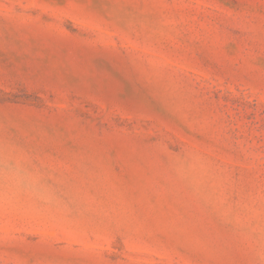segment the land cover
Listing matches in <instances>:
<instances>
[{
	"label": "rangeland",
	"instance_id": "rangeland-1",
	"mask_svg": "<svg viewBox=\"0 0 264 264\" xmlns=\"http://www.w3.org/2000/svg\"><path fill=\"white\" fill-rule=\"evenodd\" d=\"M0 264H264V0H0Z\"/></svg>",
	"mask_w": 264,
	"mask_h": 264
}]
</instances>
